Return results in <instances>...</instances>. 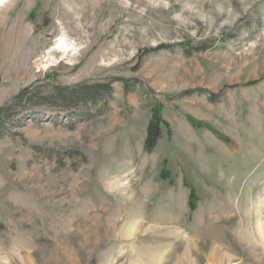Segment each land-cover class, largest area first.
<instances>
[{
  "label": "rangeland",
  "instance_id": "1",
  "mask_svg": "<svg viewBox=\"0 0 264 264\" xmlns=\"http://www.w3.org/2000/svg\"><path fill=\"white\" fill-rule=\"evenodd\" d=\"M262 235L264 0L0 1V264H264Z\"/></svg>",
  "mask_w": 264,
  "mask_h": 264
},
{
  "label": "trees",
  "instance_id": "2",
  "mask_svg": "<svg viewBox=\"0 0 264 264\" xmlns=\"http://www.w3.org/2000/svg\"><path fill=\"white\" fill-rule=\"evenodd\" d=\"M207 48H195V51H205ZM254 85V84H251ZM250 85V86H251ZM249 86V85H248ZM97 89H106L104 87H95V90H91V89H82L83 91L80 93L78 92L76 94V96L72 97V96H68V94L66 95L65 93H59L57 95V97H59V99L64 102V103H70L72 102L74 99H82L85 97H92L94 96L92 99L88 98V100H86L85 102H91L95 97H102L103 94H101L100 91H97ZM106 91V90H104ZM106 93V92H104ZM110 92H108L107 94H109ZM24 96V94L22 95ZM78 96V98H76ZM189 123L191 124V126L195 129H199L200 128V124L197 123L194 119L192 118H188ZM165 124V122L162 119L160 110L158 108H153L152 110V118L151 121L149 123L148 129H147V137H146V141H145V150L150 153L152 152L155 147L158 144V141L161 138V130H162V126ZM190 208L193 210L194 208V204L190 203Z\"/></svg>",
  "mask_w": 264,
  "mask_h": 264
},
{
  "label": "bare ground",
  "instance_id": "3",
  "mask_svg": "<svg viewBox=\"0 0 264 264\" xmlns=\"http://www.w3.org/2000/svg\"><path fill=\"white\" fill-rule=\"evenodd\" d=\"M1 1V0H0ZM66 43V42H65ZM61 47V46H60ZM65 47V46H64ZM262 232V231H261ZM263 236V235H262ZM264 237V236H263ZM260 239V237H258Z\"/></svg>",
  "mask_w": 264,
  "mask_h": 264
}]
</instances>
